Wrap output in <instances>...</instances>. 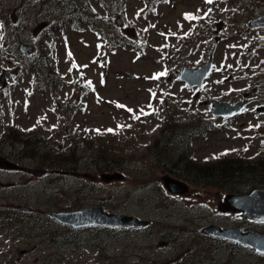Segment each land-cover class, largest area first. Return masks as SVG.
Instances as JSON below:
<instances>
[{
	"label": "rangeland",
	"instance_id": "rangeland-1",
	"mask_svg": "<svg viewBox=\"0 0 264 264\" xmlns=\"http://www.w3.org/2000/svg\"><path fill=\"white\" fill-rule=\"evenodd\" d=\"M104 1L75 0L94 23L82 34L68 26L66 36L52 38L45 29L32 34L39 19L26 23L25 0H0V75L5 69L7 80L4 86L0 80V156L21 165L0 167V207H29L18 218L0 219V264H264V253L200 231L211 222L264 231V218L218 209L225 193L246 191L245 180L231 188L191 179L219 169L223 158L234 165L239 157H264V23L248 24L264 0H119L115 9ZM52 7H45L49 22L61 15ZM191 13L198 22L190 21ZM12 18L17 27L10 30ZM19 40L38 42L39 55L46 51L58 79L54 89L42 90ZM209 55L211 73L201 86L189 87L180 78L182 67H197ZM244 91L252 99L246 111L211 114L213 99L236 101ZM11 124L27 133L16 143L7 136L18 134L11 127L8 132ZM197 125L206 136L173 141L175 129ZM32 131L47 146L43 152L64 155L73 168L55 172L23 156L19 139ZM157 153L165 168L183 174L157 167ZM112 157L119 168H98ZM115 170L125 176L101 175ZM167 173L186 180L188 188L166 189L161 176ZM96 205L147 219L153 230L82 227L75 233L79 239H92L97 230L103 245L52 241L68 225L51 212Z\"/></svg>",
	"mask_w": 264,
	"mask_h": 264
},
{
	"label": "water",
	"instance_id": "water-1",
	"mask_svg": "<svg viewBox=\"0 0 264 264\" xmlns=\"http://www.w3.org/2000/svg\"><path fill=\"white\" fill-rule=\"evenodd\" d=\"M264 21V12L260 15L252 18L249 23L254 25ZM46 21L41 22L36 28L42 27ZM116 23L121 24V19L116 18ZM220 24L218 23V26ZM31 48V45L23 41L20 42V49L26 51ZM212 67L211 56H209L204 64L198 67L189 68L183 66L180 72V78L183 79L189 87L195 85H201L203 79L210 72ZM4 69L0 75L2 85L7 84V80L4 76ZM124 74L132 73L127 71ZM198 95V92L195 94ZM247 100H239L235 102L221 101L217 99L212 100V106L210 112L214 115L231 116L238 113ZM0 166L4 168H18V165L6 157L0 156ZM103 178H122L123 174L120 171H114L111 173H101ZM164 186L170 191L182 192L187 189V184L181 179L171 176L170 174H164L161 176ZM24 208V207H23ZM218 209L220 211H236L240 212L241 216L249 217L260 220L264 217V188L255 187L247 192H227L218 201ZM51 215L60 222L70 224L73 227L89 225V224H101L110 226H132L139 227L147 224V219L138 217L134 214L109 212L102 206H89L81 209L72 210H59L51 212ZM202 231L222 237L229 240H234L245 244L255 250L264 253V232L254 230H243L241 226H221L217 223H211L202 228Z\"/></svg>",
	"mask_w": 264,
	"mask_h": 264
},
{
	"label": "trees",
	"instance_id": "trees-1",
	"mask_svg": "<svg viewBox=\"0 0 264 264\" xmlns=\"http://www.w3.org/2000/svg\"><path fill=\"white\" fill-rule=\"evenodd\" d=\"M9 27L11 30H13L12 22L9 21ZM45 55V56H43ZM43 55H34L32 59V66L37 69V74L40 76V79L42 81V85L47 86L48 88H55L58 84V79L55 77L56 75L54 73H50V68L47 63L48 56L46 52L43 53ZM262 84L264 85V78H262ZM43 90V88H42ZM10 127L12 130L17 132L18 134H7V136L11 137L9 140L11 142H18L15 140L16 138H19L21 134H27L25 132L21 133L20 127H18L15 124L9 125V131ZM206 129H201L199 125L197 126H187V127H181L178 129H175L173 141L178 142H186L188 143L190 140L197 136H206ZM21 133V134H20ZM41 135H37L35 132L29 133L27 136L23 137L22 139H19V143H21L20 150L24 152L23 156L30 157L31 160L34 161V164H40L47 166L54 167V171H60V170H66L67 168H73L74 164L69 161L68 158L64 157V155L56 153L52 155L49 151L43 152L42 150L47 148V146L44 144V141L39 137ZM31 137L34 139L32 140ZM14 138V139H13ZM157 158V167H160V169L164 171H171L175 172L177 175H182L183 172L175 170L173 167L165 168V163L161 159V157H164L163 154H156ZM229 159V158H228ZM228 159L223 158L218 160L217 164L219 169H216L217 167L213 168L211 173L202 174L199 176L200 179L192 178L193 181H202L204 184H210V183H216L218 185H224V186H231L233 188L234 185H230L228 183H233L235 181L239 180H245L247 183L246 187L251 189L253 187H264V157H259L253 161H245L243 162L242 158H236L233 159L237 164L232 165L231 162L228 161ZM244 163V164H243ZM228 164V165H226ZM100 170H108L111 168H119L120 164L117 163V159L114 157L111 158L110 162L99 164L97 165ZM156 168V167H155ZM213 172V173H212ZM23 213V210L13 207H0V219L7 218L9 216L18 218V213ZM86 227L90 228H103L104 226L101 225H88ZM66 231L61 237L54 238L52 237L53 242H57L59 244H66V242H72L79 244L77 246L83 247L86 242H89L91 246H101L102 244V238L100 237V232L96 230V233L94 234V237L92 239H88L87 237L80 238L75 234L77 229L67 226ZM166 232V230H165Z\"/></svg>",
	"mask_w": 264,
	"mask_h": 264
},
{
	"label": "flooded vegetation",
	"instance_id": "flooded-vegetation-1",
	"mask_svg": "<svg viewBox=\"0 0 264 264\" xmlns=\"http://www.w3.org/2000/svg\"><path fill=\"white\" fill-rule=\"evenodd\" d=\"M25 1L27 3V11L26 12L29 13L25 17L26 23L31 24L32 21H37V19H39V21L32 27V30H31L32 31V34L35 35V36L37 34H39L40 32H42V30H44V29H45V31H47L50 34V36L52 38L55 37L54 34H61L62 36H66L67 35V32H68L66 30H67V27L68 26H70V29L73 30L75 33L82 34V33H84V26L85 25L87 26L88 23H90V25L94 23L93 20L89 17V14L85 10H81L80 8H78V6H76L75 0H25ZM83 1H85L87 3V0H83ZM100 1H102V0H100ZM52 3L55 4V7L56 8H53L52 7L51 8V11L53 13H55L56 11H60L61 15L54 22H49L48 20L44 19V14L47 13V10L45 9V7H48L49 5L51 6ZM109 3H110V0H106V1L103 2V6L104 7H107V8H111ZM87 7L89 8V11L91 13L92 12V9L89 7V4H87ZM33 12H34V14H32ZM202 12H203V9H201V10L199 9L198 14H199V17L200 18H203L204 17L201 14ZM120 19H121V22L123 23V19L121 17H120ZM12 20H13L12 21L13 27H17L16 26L17 20H14L13 18H12ZM43 21H46L45 24H43L42 27H40V28H36ZM221 26H222V24L220 26H218L216 24V27L218 28V30L221 28ZM55 27L60 28V29H54ZM251 27H257V26H251ZM204 32H201V34H204ZM263 36H264V32L262 33V39H263ZM40 41L41 40H39V42ZM263 41H264V39H263ZM20 42L21 41L19 40L17 45L19 47V50L22 53H24L25 56L32 57V58H33L34 55L39 56V54L37 53L40 50L39 45H38L39 44L38 42H37L36 45H34L33 43H31L29 41L28 42H25V43H28V44L31 45V48H29L26 51H22L20 49ZM44 52H46V51H44ZM43 56H45V55H43ZM4 78H6L5 71H4ZM43 89L50 90L51 88H48L47 86H44L43 85ZM196 92H198V91H196ZM198 96H199V93H198V95L196 97L194 95L195 98H197ZM243 98H247L246 105H248V103H250V101H252V99H250V97H248V91H244L243 92ZM243 98H241V99H243ZM241 99H238V100H241ZM238 100H236V101H238ZM223 101H227V100H223ZM246 105L241 110V113L244 112V111H246ZM262 108H263V105L262 104H260V105L257 106V110H259V111ZM20 168H21V165L18 167V169H20ZM178 178H181V177H178ZM191 179H192V177H191ZM181 180L184 183L187 184V188H188V184L189 183L186 180H184L183 178H181ZM237 182H239V181L237 180ZM230 185H231V183H230ZM245 190L246 191H249V188H245ZM246 191H244V192H246ZM15 208L21 209V210L23 209V207L20 206V205L16 206ZM232 212H234V211H232ZM235 213H239L240 214V212H235ZM19 214L20 213H18V215ZM244 218H247V217H244ZM249 219H251V218H249ZM211 223H217V222H211ZM211 223H208V224H211ZM217 224H219V223H217ZM149 225H150V221L147 224H145L143 226H140V227H128L127 226V227H124V228H133V229H137V230H141V229H143V230L144 229L153 230V229H151L149 227ZM221 226H223V225H221ZM203 227L204 226H202L200 228V231L202 233L206 234V235H210V234H207V233H205V232L202 231V228ZM243 230H251V229H243ZM149 232H151V231H149ZM211 236H213V235H211ZM162 242L163 243H166L165 240H162ZM160 264H164V263H160Z\"/></svg>",
	"mask_w": 264,
	"mask_h": 264
}]
</instances>
